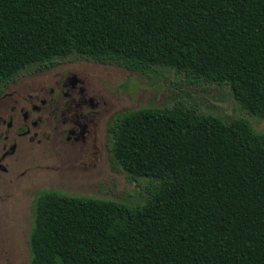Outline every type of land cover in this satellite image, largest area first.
I'll return each instance as SVG.
<instances>
[{"label":"trees","instance_id":"1","mask_svg":"<svg viewBox=\"0 0 264 264\" xmlns=\"http://www.w3.org/2000/svg\"><path fill=\"white\" fill-rule=\"evenodd\" d=\"M71 55L224 83L264 119V0H0V84ZM107 137L144 202L40 191L28 264H264V134L177 101Z\"/></svg>","mask_w":264,"mask_h":264},{"label":"rangeland","instance_id":"2","mask_svg":"<svg viewBox=\"0 0 264 264\" xmlns=\"http://www.w3.org/2000/svg\"><path fill=\"white\" fill-rule=\"evenodd\" d=\"M58 62L41 72L34 71V66L23 71L13 88L29 93L53 86L55 94L68 93L83 115L94 110L99 114L87 125L83 141L68 145L58 138L43 139L24 151L21 159L31 174V191L25 194L22 188L12 187L0 198V264H28L32 204L40 190L112 199L131 206L144 202L151 180L130 178L109 162L106 129L119 112L171 107L180 101L224 121L245 120L255 133L264 134V119L242 109L224 83L189 80L183 73L161 66L139 73L74 55Z\"/></svg>","mask_w":264,"mask_h":264},{"label":"flooded vegetation","instance_id":"3","mask_svg":"<svg viewBox=\"0 0 264 264\" xmlns=\"http://www.w3.org/2000/svg\"><path fill=\"white\" fill-rule=\"evenodd\" d=\"M55 64L43 68L34 66V71L41 72ZM29 69L31 67L0 84V198L12 187H20L25 194L30 193L31 174L28 168L23 167L21 158L24 151L34 147L33 143L53 138L68 145L83 141L87 125L99 114L94 110L83 115L78 106L68 99V93L59 91L55 94L53 86H42L38 92L29 93L13 88L17 77Z\"/></svg>","mask_w":264,"mask_h":264}]
</instances>
